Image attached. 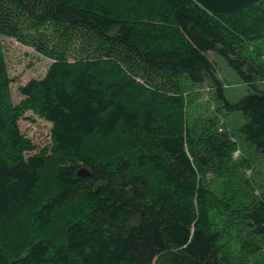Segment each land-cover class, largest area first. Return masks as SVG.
I'll return each mask as SVG.
<instances>
[{
    "label": "trees",
    "instance_id": "16d2710c",
    "mask_svg": "<svg viewBox=\"0 0 264 264\" xmlns=\"http://www.w3.org/2000/svg\"><path fill=\"white\" fill-rule=\"evenodd\" d=\"M3 36L55 61L16 85L18 104L0 64V264H233L231 223L264 237V195L233 209L238 221L211 214L205 173L235 144L196 139L181 92L210 80L223 99L210 54L224 59L252 89L224 106L264 154V0H0V53ZM28 112L51 125L49 155L34 152ZM24 205L13 257L3 232Z\"/></svg>",
    "mask_w": 264,
    "mask_h": 264
},
{
    "label": "rangeland",
    "instance_id": "374dc122",
    "mask_svg": "<svg viewBox=\"0 0 264 264\" xmlns=\"http://www.w3.org/2000/svg\"><path fill=\"white\" fill-rule=\"evenodd\" d=\"M1 43L0 64L4 60L5 72L12 78L13 83L16 82L14 83V100L18 104L20 97L16 92V85H24L33 78L42 79L55 60L38 53L34 47L16 37L3 36L1 37ZM257 45L260 52H263L260 58L264 60V36L258 40ZM257 45H253L255 48L249 45V53L252 54ZM256 52L259 51L256 49L254 53ZM210 58L217 66L216 75L219 83H221L223 99L219 94L218 83H213L210 80L202 85L192 86L185 83L181 92H183L186 100L187 112L185 116L188 115L190 129L196 139H202L208 134H227L229 140L235 144L230 149L228 162L211 166L205 173L206 176L204 175V183L212 193L216 206L211 214L218 216L220 224L223 226L224 220L238 221V219H235L234 213L235 217H231L233 209L244 208V204L247 205L254 200H259L264 195V154L258 152L254 146L244 139L241 132L244 118L239 112L226 110L223 101L228 100L235 103L250 93L252 89L242 82L224 59L213 53L210 54ZM255 86L259 90H264V81L257 83ZM25 117L29 119L28 122L31 125L23 123V130L29 126L28 134L36 148L34 152H43V154L49 155V149L52 146L51 125L32 112L26 113ZM30 119L35 121L31 123ZM53 172L54 169L50 162L47 176L51 180H45L38 191L42 196L54 183ZM24 213L25 216L21 217ZM32 213L33 207L24 205L21 207V213L6 224L3 233L10 239L12 252L9 249L8 251L13 257L15 256L14 253H17L16 250L19 251L20 248H25L28 244L26 239L29 228L24 225ZM239 222L230 224L229 235H227L228 246L226 249L231 256L232 263L264 264V237L254 238L241 220ZM249 242L252 243L247 246ZM16 243L17 245L14 247ZM254 248H257V253Z\"/></svg>",
    "mask_w": 264,
    "mask_h": 264
},
{
    "label": "water",
    "instance_id": "95a60500",
    "mask_svg": "<svg viewBox=\"0 0 264 264\" xmlns=\"http://www.w3.org/2000/svg\"><path fill=\"white\" fill-rule=\"evenodd\" d=\"M90 173L86 169H81L78 171V176L85 177L88 176Z\"/></svg>",
    "mask_w": 264,
    "mask_h": 264
}]
</instances>
